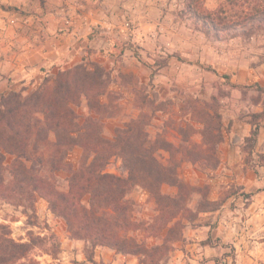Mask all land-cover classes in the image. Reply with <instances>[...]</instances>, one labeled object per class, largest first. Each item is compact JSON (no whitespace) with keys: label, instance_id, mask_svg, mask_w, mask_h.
<instances>
[{"label":"trees","instance_id":"1","mask_svg":"<svg viewBox=\"0 0 264 264\" xmlns=\"http://www.w3.org/2000/svg\"><path fill=\"white\" fill-rule=\"evenodd\" d=\"M219 1L235 11L228 15L221 8L202 13L197 0H188L184 9L199 29L217 35L228 30L250 36L264 30V0ZM0 8L17 9L1 1ZM138 58L145 63L141 55ZM111 74L101 64L79 63L49 74L38 87L0 93V208H21L29 222L33 218L36 224V202L42 197L87 249L109 246L120 252L144 254L154 262L153 248L142 246L129 232L163 228L179 213L188 211V193H199L202 187L184 182L179 168L184 162L218 166L223 141L221 117L216 111L193 105L192 120L200 126L188 121L179 125L178 144L160 135L153 137L148 130L151 115L143 109L153 104V99L141 92L139 106L143 111L115 126L113 136L106 137L104 119L114 114L105 100L113 96ZM119 77L126 79L127 75ZM83 103L89 114L80 121L76 108ZM257 130L258 126L245 139L246 144L257 143ZM196 134L201 137L199 142L193 138ZM77 146L82 152L74 166L67 156ZM162 151L168 157L164 158ZM118 160L121 173L107 171ZM59 172L67 174L66 190L58 187ZM164 184L176 186L177 194L163 193ZM136 187L147 190L161 218L149 224L134 218L130 194ZM214 209L202 204L198 208L200 212ZM43 242L44 238L33 234L28 241H17L10 225L0 223V264H38L31 253Z\"/></svg>","mask_w":264,"mask_h":264},{"label":"crops","instance_id":"2","mask_svg":"<svg viewBox=\"0 0 264 264\" xmlns=\"http://www.w3.org/2000/svg\"><path fill=\"white\" fill-rule=\"evenodd\" d=\"M0 1L17 8H0L2 92L38 86L46 75L79 63H98L113 74H134L148 82L151 70L138 55L161 54L166 59L153 77L155 92L169 100L173 110L183 109L186 120H191L193 105L218 112L223 156L247 154L240 144L257 126V142L264 143V38L260 35L213 36L193 20L173 19V7H167L165 0ZM11 13L17 19L14 25L6 17ZM127 22L134 29H128ZM256 150L264 152L260 145ZM252 195L257 200L264 196L256 191ZM233 215L228 216L226 231L221 227L224 231L219 229L218 234L238 245L242 255L245 251L264 255V233L250 224L264 222V215L249 214L244 228L233 227L239 222ZM250 241L253 246L246 243Z\"/></svg>","mask_w":264,"mask_h":264},{"label":"rangeland","instance_id":"3","mask_svg":"<svg viewBox=\"0 0 264 264\" xmlns=\"http://www.w3.org/2000/svg\"><path fill=\"white\" fill-rule=\"evenodd\" d=\"M165 1L167 7L169 5L173 7V19L178 17L184 21L193 20L184 9L188 0ZM196 5L202 13L208 12V9H212L211 12H217L221 8L228 15L235 11L225 1L219 0H197ZM12 10L14 9L9 11ZM6 17L10 19L15 15L11 13ZM254 34L264 38V30ZM219 35L224 38L236 35L243 38L249 37L228 30L222 31ZM213 36L218 35L213 33ZM165 57L161 54L143 57L145 62L143 64L151 70V77H154L158 66L165 62ZM121 74L123 73L111 74L110 89L113 91V96L109 99L105 98L112 106V111L114 110L112 117L104 119L103 133L106 137L113 136L115 126L122 125L124 122L137 117L143 111L139 106L141 104L139 93L141 92L148 95L149 99H153V104H147L143 107L145 112L149 116L151 115L148 127L151 136L160 135L178 144L180 141V135L177 131L179 125L188 121L196 127L200 126L198 122L192 120V115L191 120H186L183 109L173 110L169 100H163L157 95L152 82L153 78H150L148 82H143L139 76L134 74H126V79L120 78ZM38 86L21 85L16 90L31 89ZM138 90L139 92H136ZM0 93H2L1 90ZM76 110L80 121H83L89 114L84 103ZM199 137L200 135L196 134L193 138L199 142L197 140ZM258 145H260V150H264V143L259 144L257 142L255 145L241 143L242 150L248 152L241 154V156L231 153V156L225 157L218 150L219 164L215 168L190 162L181 164L178 171L181 179L191 185L202 187L199 193H188L189 198L185 202L188 211L179 213L163 228L158 229L156 226L150 231L138 229L129 232V235L133 236L137 242L142 243V246L148 249L153 248L151 251L154 260H156L154 262L147 260V256L144 254L135 255L120 252L109 246L100 245L93 250L87 249L82 240L72 236L66 221L56 216L50 210L47 200L42 197H38L36 202L38 217L36 224L32 223L35 221L33 218L29 222L28 217L21 212V208L10 205L1 206L0 223L10 225L12 237L17 241H28L31 234L44 238L43 244L35 247L31 253V257L38 264H238L240 261L264 264L262 252L250 253L245 251L246 254L242 255L238 245L236 246L231 239L225 240L224 236L218 234L219 229H222L221 227H224L226 231L225 226L229 225L226 222L229 215L234 214L239 217L238 225L233 223V227H239L240 224L243 226V221L249 214L261 213L264 215V196L257 200L252 195L255 191L264 195V152H257ZM253 150L256 151V154ZM81 152L80 147H75L68 154L67 160L76 166ZM161 155L164 158L168 157V153L164 151L161 152ZM120 166V160L114 161L107 168V171L120 174ZM66 176L65 172L58 174V187L63 190L68 188ZM162 192L175 195L178 188L164 184L162 185ZM130 197L134 200V218L136 220H144L149 224L156 217L161 218L154 199L149 196L147 190L136 187ZM253 201L254 203H252ZM199 204L215 209L200 212L198 210ZM161 222L163 221L161 220ZM250 224L256 232L264 233V222L253 221ZM234 230L236 231V229ZM246 243L249 246L254 245L251 241ZM90 254L93 256V261L90 260Z\"/></svg>","mask_w":264,"mask_h":264},{"label":"built area","instance_id":"4","mask_svg":"<svg viewBox=\"0 0 264 264\" xmlns=\"http://www.w3.org/2000/svg\"><path fill=\"white\" fill-rule=\"evenodd\" d=\"M9 23L12 24V25H14V24L17 23V19H15V18L13 19V18H12V19L9 20ZM67 23H70V19L67 20ZM125 26H126L128 29H134V27L132 26V23H130V22H127V23L125 24Z\"/></svg>","mask_w":264,"mask_h":264}]
</instances>
